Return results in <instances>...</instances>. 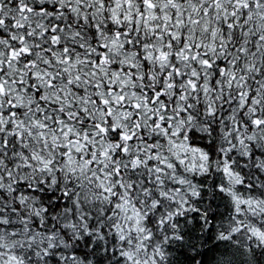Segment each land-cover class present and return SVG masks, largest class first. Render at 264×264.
Listing matches in <instances>:
<instances>
[{"label": "snow or ice", "instance_id": "obj_1", "mask_svg": "<svg viewBox=\"0 0 264 264\" xmlns=\"http://www.w3.org/2000/svg\"><path fill=\"white\" fill-rule=\"evenodd\" d=\"M0 264H264V0H0Z\"/></svg>", "mask_w": 264, "mask_h": 264}]
</instances>
